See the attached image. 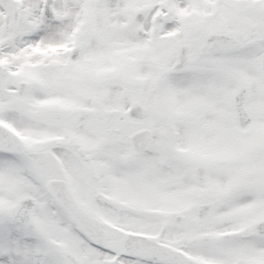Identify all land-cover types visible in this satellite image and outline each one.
Returning a JSON list of instances; mask_svg holds the SVG:
<instances>
[{"label":"snow or ice","instance_id":"obj_1","mask_svg":"<svg viewBox=\"0 0 264 264\" xmlns=\"http://www.w3.org/2000/svg\"><path fill=\"white\" fill-rule=\"evenodd\" d=\"M0 264H264V0H0Z\"/></svg>","mask_w":264,"mask_h":264}]
</instances>
